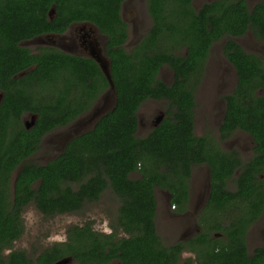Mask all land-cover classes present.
<instances>
[{"label": "trees", "instance_id": "1", "mask_svg": "<svg viewBox=\"0 0 264 264\" xmlns=\"http://www.w3.org/2000/svg\"><path fill=\"white\" fill-rule=\"evenodd\" d=\"M124 2L0 0V264H55L66 257L71 264H264V247L249 253L246 242L264 210V63L236 41L251 32L264 43V0L251 7L245 0H213L198 9L192 0H146L151 27L130 50L124 47ZM80 22L107 37L115 104L55 158L31 162L46 134L88 112L109 86L89 57L20 43ZM220 40L236 83L224 96L219 140L237 130L249 134L254 146L245 162L209 133H194V88ZM162 66L172 71L170 84L157 78ZM147 99L166 101L167 108L140 138L137 110ZM25 115L36 116L28 129ZM201 164L210 188L198 215L200 231L163 245L154 221L155 189L184 212L192 167ZM107 189L119 200L109 233L90 222L71 225L63 242L34 260L22 250L3 255L22 235V212L30 203L46 216L72 213ZM184 252L191 256L182 259Z\"/></svg>", "mask_w": 264, "mask_h": 264}, {"label": "rangeland", "instance_id": "2", "mask_svg": "<svg viewBox=\"0 0 264 264\" xmlns=\"http://www.w3.org/2000/svg\"><path fill=\"white\" fill-rule=\"evenodd\" d=\"M210 1L213 0H192V5L198 9ZM245 1L248 6H252L260 0ZM121 14L128 26V40L125 48L130 50L151 27L146 0H125ZM100 38L101 43L96 42L95 49L102 54L105 38L102 36ZM50 40L47 37L40 39L37 37L23 41L20 45L32 51L47 46L65 53L75 54L57 43L50 42ZM57 41L55 40V42ZM236 41L246 52L259 56L264 63V43L254 38L251 32L236 38ZM223 43L224 40H220L211 46L201 74V80L194 88V133L196 136L209 133L219 141L223 150L236 151L240 159L245 162L253 153L254 143L249 134L237 130L227 139L219 140L218 127L224 115V96L233 91L236 83L234 68L222 53ZM76 55L80 56L77 53ZM84 55L88 56L87 54ZM157 78L166 84H170L172 82L171 69L162 66L158 71ZM113 106V95L107 92L102 93L88 112L70 124L46 134L37 152L30 157V161L43 164L55 158L62 152L70 137L90 130L98 118L111 110ZM166 108L167 102L163 100L147 99L144 101L137 110L136 136L140 138L146 136L153 128L156 119L164 114ZM31 121L29 115L23 117L24 123ZM132 177L136 178L137 176L132 174ZM228 186L233 188V183L230 182ZM209 188L208 168L201 164L192 167L189 178V202L184 212H179L172 207L169 194L166 191L155 189L157 208L154 221L156 232L163 245L168 246L177 241L189 239L200 231L198 215L206 203ZM118 205V198L109 189L105 190L97 201L85 202L80 210L72 213L46 216L40 213L33 203H30L22 212V235L13 243L12 248L4 251L3 255L12 250H22L31 260H34L45 248L54 243L63 242L65 231L71 225H82L90 222L93 229L109 233L111 231L110 226L117 215ZM246 242L249 253L256 247H264V210L248 230ZM189 256L191 253L184 252L181 258L184 259Z\"/></svg>", "mask_w": 264, "mask_h": 264}, {"label": "flooded vegetation", "instance_id": "3", "mask_svg": "<svg viewBox=\"0 0 264 264\" xmlns=\"http://www.w3.org/2000/svg\"><path fill=\"white\" fill-rule=\"evenodd\" d=\"M100 36L105 38V40H104L105 42H103V47L105 48L107 37L104 34H102L94 25L87 23V22H80V23L71 24L67 28V30L64 31L63 33H60V34H54V33L44 34V35H41L38 37H39V39L42 37L43 38L47 37V38L51 39L50 42H52L54 44L57 43L59 46H61L62 48H65L66 50L72 51L75 54L77 53V54H80V56L86 57V55H84V54L89 55L92 52V50L88 46L89 41L92 40L91 38H94L95 41H97L98 43L99 42L101 43ZM55 40H58V41L55 42ZM84 40H85V42H84ZM127 40H128V38L126 39V42L124 43V47L127 43ZM45 47H47V46H45ZM52 47H55V46H52ZM233 90H234V88H233ZM224 110H225V101H224Z\"/></svg>", "mask_w": 264, "mask_h": 264}, {"label": "water", "instance_id": "4", "mask_svg": "<svg viewBox=\"0 0 264 264\" xmlns=\"http://www.w3.org/2000/svg\"><path fill=\"white\" fill-rule=\"evenodd\" d=\"M251 7V6H250ZM54 13V8L52 7L49 11V16L50 14H53ZM92 40L89 41L88 43V46L89 48L92 50V52L86 56V57H89L91 58L93 61H95V63L97 64V66L99 67L100 71L102 72V74L104 75V77L106 78L107 82H108V89L106 90L107 93H111L113 95V99H114V104H115V91H114V85H113V82H112V79H111V74H110V62L108 60V58L106 57L105 55V48L103 50V53H99V51L97 49H95V44L97 41L94 40V38H91ZM85 42V40H84ZM69 54V53H67ZM72 55H76V54H72ZM77 56V55H76ZM25 73V72H24ZM23 75V74H21ZM2 98V94L0 93V100ZM110 111V110H109ZM107 113V112H106ZM106 113H104L103 115H105ZM103 115H101L100 117H102ZM31 117V120H32V123H34L35 119H36V116L34 115H30ZM99 117V118H100ZM98 118V119H99ZM162 119V115H160L157 119H156V124L153 126L155 127ZM96 123V122H95ZM25 124V128L28 129L29 126ZM83 133V132H82ZM81 133H78L74 136H77V135H80ZM72 136V137H74ZM70 137L67 142L72 138ZM66 142V143H67ZM64 149V148H63ZM63 151V150H62ZM15 175H14V178L15 176L17 175V172L18 170L15 171ZM72 263V259L70 257H66V258H62L61 260L57 261L55 264H71Z\"/></svg>", "mask_w": 264, "mask_h": 264}]
</instances>
